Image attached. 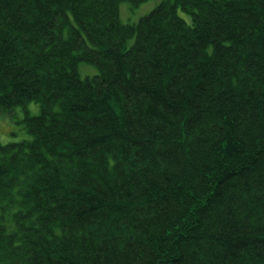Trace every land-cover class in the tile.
Wrapping results in <instances>:
<instances>
[{
  "label": "trees",
  "instance_id": "trees-1",
  "mask_svg": "<svg viewBox=\"0 0 264 264\" xmlns=\"http://www.w3.org/2000/svg\"><path fill=\"white\" fill-rule=\"evenodd\" d=\"M148 1L0 0V264H264V0Z\"/></svg>",
  "mask_w": 264,
  "mask_h": 264
},
{
  "label": "rangeland",
  "instance_id": "rangeland-1",
  "mask_svg": "<svg viewBox=\"0 0 264 264\" xmlns=\"http://www.w3.org/2000/svg\"><path fill=\"white\" fill-rule=\"evenodd\" d=\"M164 0H150L138 6H131L129 3L120 5V18L123 24L135 25L139 20L150 14ZM178 15L192 24V17L181 8ZM134 40H130L128 46H131ZM79 72L82 78L94 76L99 73L95 65L81 62ZM41 113V107L38 103L31 102L26 106H18L12 111L0 112V142L7 145L14 142L29 140V135L25 128V119L27 117L38 116Z\"/></svg>",
  "mask_w": 264,
  "mask_h": 264
},
{
  "label": "bare ground",
  "instance_id": "bare-ground-1",
  "mask_svg": "<svg viewBox=\"0 0 264 264\" xmlns=\"http://www.w3.org/2000/svg\"><path fill=\"white\" fill-rule=\"evenodd\" d=\"M122 3H124V2H122ZM140 4L141 3H138L137 6L140 5ZM105 18L111 19L112 15H106ZM104 215L109 217V218H112L113 220H117L118 219V217H116L111 211H108V210L105 211Z\"/></svg>",
  "mask_w": 264,
  "mask_h": 264
}]
</instances>
